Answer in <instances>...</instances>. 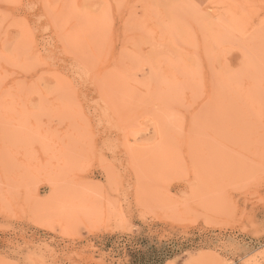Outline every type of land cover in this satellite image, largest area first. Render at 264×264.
<instances>
[{"label":"rangeland","instance_id":"rangeland-1","mask_svg":"<svg viewBox=\"0 0 264 264\" xmlns=\"http://www.w3.org/2000/svg\"><path fill=\"white\" fill-rule=\"evenodd\" d=\"M264 264V0H0V264Z\"/></svg>","mask_w":264,"mask_h":264},{"label":"trees","instance_id":"trees-1","mask_svg":"<svg viewBox=\"0 0 264 264\" xmlns=\"http://www.w3.org/2000/svg\"><path fill=\"white\" fill-rule=\"evenodd\" d=\"M166 244L163 245L164 249L158 251H143L132 255L133 264H163L169 258L173 257V254L168 250H165Z\"/></svg>","mask_w":264,"mask_h":264}]
</instances>
